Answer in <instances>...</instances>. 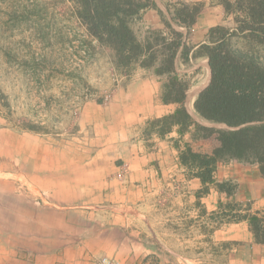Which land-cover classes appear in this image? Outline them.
<instances>
[{
    "label": "crops",
    "instance_id": "0c3cea01",
    "mask_svg": "<svg viewBox=\"0 0 264 264\" xmlns=\"http://www.w3.org/2000/svg\"><path fill=\"white\" fill-rule=\"evenodd\" d=\"M212 1L155 0L166 14L167 4H207L188 41L195 47L210 27L231 22ZM150 27L162 28L156 10L136 25ZM145 73L108 103L86 99L71 132L17 130L0 116V264H95L101 256L120 264H264V244L248 222L219 220L220 203L233 199L215 188L199 198L200 179L180 163L176 140L206 153L214 142L176 129L165 139L145 135L148 121L176 108ZM195 100L186 107L197 119ZM216 179L237 184L234 200L244 209L264 211L257 166L221 162Z\"/></svg>",
    "mask_w": 264,
    "mask_h": 264
},
{
    "label": "trees",
    "instance_id": "16d2710c",
    "mask_svg": "<svg viewBox=\"0 0 264 264\" xmlns=\"http://www.w3.org/2000/svg\"><path fill=\"white\" fill-rule=\"evenodd\" d=\"M66 1L85 30L80 37H87L84 42L91 48L96 43L107 51L119 76L130 79L142 70L162 82L163 102L176 108L172 114L148 121L146 136L165 139L176 129L182 136L191 133L195 142H214L212 152L206 153L176 140L180 163L191 177L200 179L199 198L215 188L233 199L220 203L221 223L246 221L255 241L264 244V211L250 213V204L244 209L234 200L237 184L216 179L218 164L225 161L257 166L264 178V0H213L233 26L210 27L206 42L196 47L188 41L206 3L167 4L166 14L155 0ZM148 10L158 12L162 28L141 32L136 25ZM203 58L209 61L211 77L194 102L195 119L186 107L193 82L182 69ZM22 130L58 134L52 127L33 122L24 124Z\"/></svg>",
    "mask_w": 264,
    "mask_h": 264
},
{
    "label": "rangeland",
    "instance_id": "374dc122",
    "mask_svg": "<svg viewBox=\"0 0 264 264\" xmlns=\"http://www.w3.org/2000/svg\"><path fill=\"white\" fill-rule=\"evenodd\" d=\"M72 9L66 0H0V116L17 130L44 122L63 133L75 125L86 99L108 103L127 86L147 80L142 70L121 78L109 53L80 37L85 30ZM205 63L182 69L193 82L189 110L208 84Z\"/></svg>",
    "mask_w": 264,
    "mask_h": 264
},
{
    "label": "built area",
    "instance_id": "2783aa9c",
    "mask_svg": "<svg viewBox=\"0 0 264 264\" xmlns=\"http://www.w3.org/2000/svg\"><path fill=\"white\" fill-rule=\"evenodd\" d=\"M105 99H108V96L105 97ZM118 177L122 178V175L120 174ZM95 264H120V263L108 256H101L95 261Z\"/></svg>",
    "mask_w": 264,
    "mask_h": 264
},
{
    "label": "bare ground",
    "instance_id": "6f19581e",
    "mask_svg": "<svg viewBox=\"0 0 264 264\" xmlns=\"http://www.w3.org/2000/svg\"><path fill=\"white\" fill-rule=\"evenodd\" d=\"M205 68L207 69V73H208V78H207V80H209V74H210V72H209V67H208L207 62L205 63Z\"/></svg>",
    "mask_w": 264,
    "mask_h": 264
}]
</instances>
